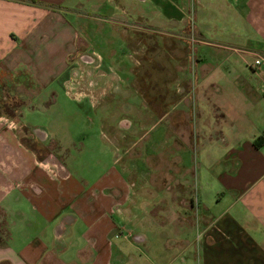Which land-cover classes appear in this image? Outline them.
Instances as JSON below:
<instances>
[{
	"label": "crops",
	"instance_id": "crops-1",
	"mask_svg": "<svg viewBox=\"0 0 264 264\" xmlns=\"http://www.w3.org/2000/svg\"><path fill=\"white\" fill-rule=\"evenodd\" d=\"M91 21L115 30L120 48H108V56L153 59L161 50L169 67L163 76L151 74L149 86H135L142 118L117 123L103 115L99 126L108 134L97 144L88 135L92 142L81 143L83 151L135 149L144 137L141 125L153 129L168 118L165 133L152 138L166 145L150 147L166 156L172 147L182 152L180 165L166 164L160 179L166 220H179L177 232L187 237L181 252L196 251L192 264H264V131L216 135L213 91L216 76L234 70L233 54L264 57V0H0V264L120 261L126 219L114 210L135 203L136 195L126 166L67 163L72 139H81L70 125L81 124L79 131L85 122L88 130L97 125L82 113L68 118L52 111L59 91L75 105L85 104L82 98L95 103L93 90L76 83L77 69L94 61L87 55L95 41ZM210 21L216 40L202 35ZM104 38L101 43L115 42ZM221 58L228 67L216 68ZM253 71L262 83L244 91L264 98V62ZM152 165L156 172L163 167Z\"/></svg>",
	"mask_w": 264,
	"mask_h": 264
},
{
	"label": "rangeland",
	"instance_id": "rangeland-1",
	"mask_svg": "<svg viewBox=\"0 0 264 264\" xmlns=\"http://www.w3.org/2000/svg\"><path fill=\"white\" fill-rule=\"evenodd\" d=\"M90 23L92 24L91 36L94 37L95 41L90 45L87 55L94 61L87 65L85 70L77 69L76 83L78 87L93 90L91 94L95 103L91 104L90 99L82 98L85 104L80 105L82 106L80 107L78 103V105L72 103L64 91H59V102L52 111L58 116L68 118L69 116L77 118L82 113L81 118H90L97 126H95V129L88 130L89 125L85 122L82 131H79L81 124L70 125L71 131L80 133L81 139H72L75 143L70 147L71 156L66 159V162H71L70 164L77 167L82 166L81 164L84 165V160H87L89 165L94 166L100 162L104 166H113L118 169L126 166L125 180H128L132 192H136V195L133 194L135 203L131 204L130 202L120 205L114 210L116 215L120 216L122 214L126 219L125 229L119 235L122 236L123 250L120 261L116 264H183L185 262L192 264L190 256L192 254L196 255V251L181 252L182 241L184 242L187 237L177 232L182 228L180 221H173V224L170 225V221L166 220L165 210L168 194L166 193V187L160 180L165 175L163 170L164 166H167L166 164L171 166L180 165L182 161L181 149H175L177 147L169 148L168 156H166L163 150L156 152L153 147H150L154 134L165 133V127L169 124L168 118H163L162 122L155 125L153 129L150 128L152 124L141 125V134H144V137L135 149L130 147V150H126L122 146L118 150L112 149V152L108 150L109 154L107 155H98L89 150L83 151L84 147L80 145L81 143L92 142L87 141L88 135L94 134L95 144H97V141L99 142L104 134H108V130L99 126L100 117L103 115L116 119L117 123L119 120L127 119L133 122L137 117L142 118V113L146 110L142 107V103L136 100L137 97L133 93L135 86H149L150 81H152L151 74H156L157 77L163 76L165 68L169 67V58L161 50L153 59H145L142 55L136 53H128L126 56H122L123 53H120V55L116 53L113 56H108V48H120V44L116 42L115 30L107 23H102L101 25L106 26L99 29H97L96 22L91 21ZM208 23L211 30L203 29L202 35L214 37L216 40V23L213 21ZM196 29L200 31L201 27L199 26ZM99 32L103 33L100 34ZM188 34L195 35L192 32ZM105 36L112 38L115 42L113 44L101 43L104 42ZM236 46L245 48V45ZM233 55L238 59V64L236 63L234 70L232 69L225 78L216 76V88L213 89V91L216 90L214 94L216 96L215 132L216 135L218 134L221 137L233 132L235 128H256L258 131H264V98L260 96L259 99H251L249 93L244 91V87L247 85L262 83L261 81L259 83L253 71L254 69L259 70V67L251 66L252 63L255 65L254 59L259 54L256 57L254 54L243 55L237 53ZM218 63L221 67L229 66L225 58L216 61V68ZM255 101L257 102L252 103ZM117 102L119 103L117 104ZM40 120L44 119L40 118ZM124 132L131 133V131L127 132L126 130ZM135 133L140 134V125L136 126ZM132 140L133 142L137 141L136 139ZM155 144L157 150L164 148L163 145H166V142L164 140L154 141L152 145ZM137 149L142 150L144 156L136 155L139 152ZM153 163L163 167L157 172L155 169L151 171L150 166ZM138 169H140V174L137 172ZM131 171H136V173H131ZM190 238L192 237L190 236ZM195 261L197 262L198 259Z\"/></svg>",
	"mask_w": 264,
	"mask_h": 264
},
{
	"label": "built area",
	"instance_id": "built-area-1",
	"mask_svg": "<svg viewBox=\"0 0 264 264\" xmlns=\"http://www.w3.org/2000/svg\"><path fill=\"white\" fill-rule=\"evenodd\" d=\"M264 62V57L258 58L255 60V65L254 66H260ZM262 138L264 139V133L262 134Z\"/></svg>",
	"mask_w": 264,
	"mask_h": 264
},
{
	"label": "trees",
	"instance_id": "trees-1",
	"mask_svg": "<svg viewBox=\"0 0 264 264\" xmlns=\"http://www.w3.org/2000/svg\"><path fill=\"white\" fill-rule=\"evenodd\" d=\"M260 139H261V137H259V138L255 141L256 145L258 144V140H260Z\"/></svg>",
	"mask_w": 264,
	"mask_h": 264
}]
</instances>
